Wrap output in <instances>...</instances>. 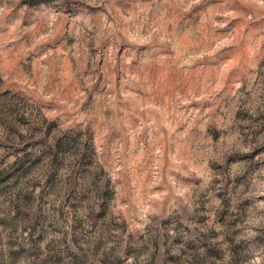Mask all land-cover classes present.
I'll list each match as a JSON object with an SVG mask.
<instances>
[{
  "label": "rangeland",
  "instance_id": "374dc122",
  "mask_svg": "<svg viewBox=\"0 0 264 264\" xmlns=\"http://www.w3.org/2000/svg\"><path fill=\"white\" fill-rule=\"evenodd\" d=\"M0 264H264V0H0Z\"/></svg>",
  "mask_w": 264,
  "mask_h": 264
}]
</instances>
